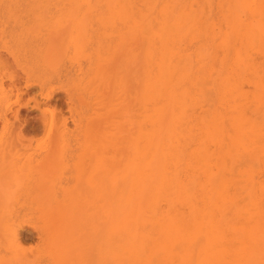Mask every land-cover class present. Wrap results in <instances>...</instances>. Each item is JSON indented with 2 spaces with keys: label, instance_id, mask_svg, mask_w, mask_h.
I'll return each instance as SVG.
<instances>
[{
  "label": "rangeland",
  "instance_id": "obj_1",
  "mask_svg": "<svg viewBox=\"0 0 264 264\" xmlns=\"http://www.w3.org/2000/svg\"><path fill=\"white\" fill-rule=\"evenodd\" d=\"M0 29V57L10 64H0L5 87L11 73L42 69L46 61L70 73L56 84L68 92L61 90L48 101L22 81L21 103L7 115L11 126L0 119V182L12 183L11 190L37 182L32 172L37 161L16 172L11 158L25 161L54 146L55 163L41 180L46 185L55 180L62 194L58 202L65 200L56 217L47 209L52 203L0 200V254L60 246L61 259L45 264H237L236 249L247 238L264 246V75L259 71L264 69V0H0ZM94 44L104 45L93 50ZM225 52L237 72L232 77L225 73L215 89L206 87L202 66L211 62L221 67ZM120 54L123 65L116 79L111 71L97 69L103 60L113 67ZM14 56H19L18 66ZM147 56L164 68L166 78L154 92L151 191L135 197L133 188H147L144 179L133 177L134 184H125L127 189L118 194L111 187L131 178L136 165L132 143L142 129L141 110L131 101ZM172 87L185 91L180 123L174 122ZM68 93L84 99L71 103ZM27 100L30 106H22ZM52 107L67 118L75 141L53 143L56 134L40 130L39 118ZM213 110L217 118L208 128L205 114L215 115ZM222 111L229 112L238 131L230 152L228 136L221 134ZM84 118L97 123L84 128ZM173 130L180 133V143L169 142ZM207 132L209 158L204 151ZM18 134L30 141L11 148L8 141ZM214 146H221L217 150L223 155L217 158V150L211 155ZM246 146L250 159L242 154ZM173 150L177 155L166 167ZM206 166L218 182L209 196L203 186ZM253 181L261 183L253 187ZM15 211L30 223L14 224ZM11 227L34 236L16 241L9 235ZM11 258L6 264H12Z\"/></svg>",
  "mask_w": 264,
  "mask_h": 264
},
{
  "label": "bare ground",
  "instance_id": "obj_2",
  "mask_svg": "<svg viewBox=\"0 0 264 264\" xmlns=\"http://www.w3.org/2000/svg\"><path fill=\"white\" fill-rule=\"evenodd\" d=\"M103 45L104 44H94L93 50H100L103 47ZM132 45H136V41H134V43H132ZM30 46H31V44H30ZM53 47L56 48L55 46H53ZM113 48H114L113 52H115L116 50H120L121 44L118 45L117 47L114 46ZM130 50H131V48H130ZM132 56H134V55L130 54L129 58H132ZM121 58H122L121 54H120V56H117V58H115L116 62L113 64V67L111 66V64H109L108 62H104L105 60H103L104 64L102 63L103 65L102 64L97 65V69H99V71H102L105 68V72L111 71L113 78L116 79L117 74L121 73V72H119L120 71L119 68L123 65L122 63H121L122 65H120ZM7 61L4 60L3 58L1 59V57H0V64L2 66L6 67V66L10 65L7 63ZM13 61L18 66L20 63L19 62L20 61L19 56L18 57L14 56ZM1 65H0V67L2 69L3 67ZM94 65H96V64H94ZM58 66L59 65L56 63H51V61H46L42 69H39V68L38 69H32L31 67L30 68L29 67L28 68H21V72L23 74L11 73L10 75H8L6 77V80L7 79L9 80V84L7 87L4 86V81H5L4 75H2L0 77V119L3 120V122L7 126H8V124L11 126L10 119L7 117V115L9 114V112L12 111L13 105H20V103H21L20 101L22 99V96H21L22 93H21L20 83L22 81L25 84V86L24 85L23 86L26 88L37 87L38 88V91H37L38 94L41 97H43L46 101L51 100L55 96V94H57L61 90H66L68 92V90L65 87L63 88V86H61V85L56 86V84H59L64 78L67 79L70 76V73H69V71H67V68L61 69V67L60 66L58 67ZM141 70L142 71L140 73V76H142L141 77L142 81H141V84L139 86V89L136 87V89L133 90L132 101H131V105L133 108L135 107V110H136V106L138 107V110H141V113H140L141 114V122H140L141 124H138V125H142V129L140 131V127H139V129L137 130L138 133L136 135V139H135L136 141L133 140L135 143H132V141H131V143L134 146V150H135V154H136V159H137L136 165H134L133 169H130L129 173H131V175H132L131 178L129 177L126 179V181L122 182L121 184L117 183L118 185H112V187H111V190L113 189V191H116L114 193L118 194V193H121L124 189H127V188H124L125 184H127V183H128V185L134 184V182L131 181V179L133 177L135 179H137L138 181L140 179L141 180L144 179L145 182L147 183V188H145L144 191H140V192L139 191L137 192L133 188L132 195H134L135 197H143L147 193L149 194V192L151 191L152 180H153L152 168H153V160H154V151H153V149H154V138H153L154 92H155L156 87L157 86L159 87L162 84L163 80L166 78L164 76V72H165L164 68L161 65L156 64L151 56H147V57L143 58V68ZM237 70H238V68L236 67L234 60L232 59V57L229 56L228 52H225L224 56L221 60V67L216 68L213 65V63H211V62H207L205 65L202 66L204 85L207 87L208 85L212 84L214 89H215L217 87V85L221 83V81L223 82L225 73L228 76L232 77V75H234L237 72ZM259 71H261L260 73L262 75H264V69L259 70ZM137 75H138V70L136 72L135 79L138 78ZM218 89H219V87H218ZM172 90L174 93V98L171 100V104H173V106H174L172 111L174 114V118L176 117V120L174 122L180 123L182 121H181V118L179 115H181V111L184 109V106H185V103H184L185 91L181 90L180 87L179 88L178 87H172ZM14 91H16V96H15L13 101H10V98H11L12 94L14 93ZM206 92H208V91H206ZM217 92L219 93L220 91L217 90ZM13 95H15V94H13ZM35 95L32 99L31 98H29V99H31L32 101L34 100L36 107H37V106H39V103L37 102ZM69 99H70L71 103L72 102L74 103L75 101L78 103H81L82 102L81 100L84 99V96L83 95L76 96V95L69 94ZM224 99L222 98V100H224ZM89 101H91V100L89 99ZM213 101H214V99H213ZM29 103H30V100H27L25 103L22 104V106L28 107V106H30ZM225 103H227V102L225 101ZM211 104H213V102ZM214 104H216V103H214ZM225 105H227V104H224V107H225ZM54 107H55V105H54ZM214 107H216L217 110L219 108H221L220 104H219V108L217 107V104ZM52 109L53 110L48 111L49 114H47L45 112L46 111L45 110L44 111L45 114L39 118L40 130H42L44 132L46 131L48 136H53L54 134H56L53 137V141H54L53 143H56L59 141L64 142L67 140L68 141L70 140V142L75 141V139H76L75 134L73 132L71 133L67 129V123H68L67 118L65 116H63L61 112H60L61 114H57L56 109H54L53 107H52ZM208 109H207V111H208ZM70 110H71V113H73L72 107H70ZM214 110H215V108H214ZM214 110H213L212 114L215 113V115H212V116H210L211 111L206 112L205 115H206V119H207L206 120L207 124L210 123L211 121L215 120V118H217V112H215ZM226 110H227V108H226ZM218 111H220V109ZM228 114H229V112H228ZM228 114L226 112L222 111L223 123L221 124V128H222L221 134L228 136V138L226 140L229 139V141H227V142H228V147H230L229 148L230 150H228V151L230 152V151H233L235 149V140L233 141L232 138H233V134L235 133L236 130H235V124H233L232 121L230 122V120H228V117H229ZM73 115L71 114L72 117H74ZM177 116H178V118H177ZM15 118H17V115H15ZM84 119H83L84 120L83 121V125H84L83 127L87 128V129L92 128L97 123V122H94L93 120H90L89 118H84ZM232 119H233V117H232ZM245 119L249 120L250 118L245 116ZM225 124H227V129L225 127ZM182 125H183V123H181L180 126H179V124H177L176 126H179V128H180V127H182ZM209 127H210V125L208 124V128ZM171 129H174V126ZM55 131H57V133H55ZM230 132H232V133H230ZM236 132L238 133V131H236ZM207 134L208 135L205 137L206 138V141L204 143L205 145L204 144L203 145H204L205 155L207 158H209L210 152H209V146H208L207 142L209 140L210 133L207 132ZM184 135H185V133H184ZM171 137H172V140L169 141L171 144L181 142L180 133H177L175 130L172 131ZM221 138L220 139L223 140L226 137L224 136ZM26 141L29 142L30 140L24 138L21 134H18L14 139H10L8 141L7 145L11 146V148L19 147L18 149H20V148H22L21 146L26 145L25 144ZM217 142H216V144H217ZM214 145H215V143H214ZM215 146H214V149H213V152L211 153V155L213 153H216L215 151L218 149L217 148L215 150V148H216ZM221 146H223V145H221ZM221 146H220V148H222ZM220 148L218 150H220ZM220 151H218L216 153L217 158L219 156V155L217 156L218 153L222 154V153H220ZM172 152H173V155L171 157H166V167H169L170 160H173L177 155L175 150H173ZM181 153H182L184 160H185L184 150H182ZM242 154H243V157L245 159H250L252 156L251 152L249 150H247V146H246V148H244L242 150ZM222 155H220V156H222ZM55 160H56V156H55L54 146H51L45 153H40L37 156L29 157V159H27L25 161H21V160L19 161L15 158H11V161L9 164L12 165L11 167L14 168L16 172L22 171V169L25 168V163H29V164L32 163L33 164V163H36V161H37V163H36L37 167L32 169V172L34 171V174H33L34 178L36 179L37 182H35V183L31 182V184H22V186L16 188L15 190H11V188L13 187L12 183H10L9 181L8 182L1 181L0 182V189L5 187L6 190L5 191H2V189L0 190V200L6 201V200H11V199L18 200L19 198H21V199L25 198V199L31 200V201H41V202H46V203H52V204H46L48 207L47 209H48V212L53 213V216L56 217L58 215V212L61 211L62 207L65 206V203H64L65 200H61L58 202V197L60 195H62L59 193V191L61 190V187H59V185H57L56 181L53 179H52V181H49L50 182L49 185H46V183L41 180L42 177H44L46 174H48L46 172L50 169L49 167L55 163ZM219 161H220V157H219ZM217 162H218V160H216V164H218ZM213 164H215V163H213ZM218 167H219V165H218ZM206 169H207V166H206ZM216 170H218V169H216ZM203 176H204L203 186H204V190H205L204 193H205V196H209L210 195V187H212V185L214 186L216 184L217 177H216V175H213L211 172H209L208 169L206 170L205 174H203ZM247 176H249V174H247ZM249 178H247V179H249ZM254 179L255 178H253V180ZM249 181H250V179H249ZM259 182L260 181H257V182L253 181V187L255 186L256 183H259ZM46 186H48V189H45ZM58 203H59V205H58ZM12 218L15 219L14 224H18L19 227L21 225H23L24 223H30V220H21L19 217L18 211L14 212ZM22 228L19 230V229H13V227H11L9 235L12 238H14L16 241L28 240V239L30 240L31 238H33V236H34L33 231H29L26 234H22V231H21V230H23ZM129 230L130 229H126V231L128 233L130 232ZM124 231H125V228H124ZM245 231L243 229V233ZM120 233L121 232L119 231V228H118V234H117L118 240L120 239ZM36 235L38 238L41 237L39 231L36 233ZM248 235L246 234V236H248ZM242 241H244V240L242 239ZM255 241H256V239H252V237L247 238L246 239V245H245V241H244L245 246L238 247L236 249L237 264H264V246H255V243H254ZM10 247H14V246H10ZM51 247H53V248L48 249L46 251L43 250L42 252L41 251L39 252V250H37V246H36L34 249H31L30 251L28 250L29 252L28 251H22L21 253H13V254H12V251L9 249L10 253H7V250H6V252L3 255L0 254V264H6L9 256L12 257L11 258L13 260L12 264H45L47 261H50L52 263L58 262L61 259V252L59 250L60 246H51ZM20 248H23V247L21 246ZM54 248L57 250H54ZM20 250H22V249H20Z\"/></svg>",
  "mask_w": 264,
  "mask_h": 264
}]
</instances>
